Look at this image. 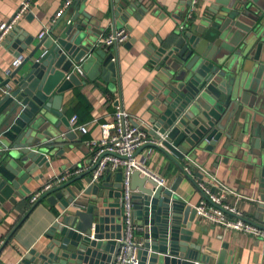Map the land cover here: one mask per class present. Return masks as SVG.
Masks as SVG:
<instances>
[{
  "label": "water",
  "instance_id": "1",
  "mask_svg": "<svg viewBox=\"0 0 264 264\" xmlns=\"http://www.w3.org/2000/svg\"><path fill=\"white\" fill-rule=\"evenodd\" d=\"M80 2L74 0L73 6ZM148 11L143 0H111L109 21L116 29V22L127 23ZM210 12L198 24L174 32L168 42L142 41L153 74L150 134H169L164 151L171 158L192 159L189 153L196 149L216 151L225 161L250 169L264 190V0H218ZM100 27L78 10L58 37L47 34L38 42L34 36L19 37L15 56L29 52L12 70L8 89L0 96V214L8 213V205H15L23 193L32 192L28 184L43 177L36 173L50 168L51 157L64 154L65 145L79 139L61 106L65 91L85 83L75 64L86 57L98 64L106 82L118 80L117 44L110 52L101 46ZM179 166L171 189L138 171L132 174L135 209L146 239L142 264L148 255V264H158L160 255L165 264H225V248L213 263L191 242L197 213L194 205L180 203L175 195L181 179L191 178ZM90 172L54 185L28 210L20 223L44 199L62 213L46 232V250L28 252L18 264H111L121 229L122 171L117 183L106 177L99 185L91 183ZM84 194L90 196L87 204ZM74 200L79 209L70 207ZM255 217L264 220V191Z\"/></svg>",
  "mask_w": 264,
  "mask_h": 264
},
{
  "label": "crops",
  "instance_id": "2",
  "mask_svg": "<svg viewBox=\"0 0 264 264\" xmlns=\"http://www.w3.org/2000/svg\"><path fill=\"white\" fill-rule=\"evenodd\" d=\"M23 1L0 0V23L11 18ZM65 1L29 0L28 10L13 29L17 31L16 35L10 36L11 31L0 44V96L8 89L5 85L9 79L7 70L14 69L13 61L16 59V47L20 36L22 38L34 36L35 42H38L41 39L39 35L45 31L58 37L78 10L90 14L96 25L101 24L98 33L101 34L100 38L112 32L113 27L109 21L111 0H81L77 8L72 5L60 23L56 24L60 18L57 19L56 16ZM143 3L149 7V11L140 18L132 16L127 23L116 22V29L125 27L130 32V38L116 46L115 53L119 63L118 80L110 79L106 82L101 77L98 64L89 62L86 57L75 64V67L82 70L83 73L78 72V75L85 83L75 85L63 93L62 112L69 119L77 115L79 123L87 124L88 133L77 132L79 139L67 143L64 154L57 155V153L51 157L50 168L36 173L43 174V177L28 184L32 192L23 193L22 197H18L15 205H8V213L0 214L2 261L18 264L28 252L46 250L49 243L46 232L58 219L62 210L44 199L20 223L28 212L27 205L31 208L35 204L30 202L31 195L47 182L58 177H66L78 167L90 163L92 153L87 142L101 136V124L111 122L113 113L118 107L150 124V120L155 116L149 98L153 74L147 68L148 59L144 55L145 45L142 41H146L147 44H159L161 39L168 42L173 39L174 32L179 31L180 25L189 28L211 15L210 10L218 4V0H200L197 11L193 14V20L187 18L188 0H143ZM114 47L113 45L106 49L110 52ZM28 52L29 50H26L22 55L25 57ZM149 150L151 153L147 167L155 174L165 177L168 185L172 186L181 173L179 164H187V158H171L163 149L149 143L143 145L138 150V154L147 153ZM196 150H191L194 155H190L192 159L204 165L228 187L226 202L236 206L246 220L264 226V220L255 217L260 195L264 190L253 179L252 171L245 166H236L231 160L225 161L216 151L208 153L204 149ZM194 175L200 177V173L196 170ZM107 177L111 182L117 183L118 171H110ZM80 183H83L84 187L87 186L83 180ZM176 192L178 201L184 204H198L203 197V192L197 187L194 178L188 176L181 179ZM81 198L86 204L90 202L88 195L84 194ZM135 217L136 224L141 225L143 222L138 209H135ZM117 220L121 223L119 216ZM190 229L193 231L191 242L200 245L203 254L211 256L213 263L217 259V252L225 248L227 250L225 264H264V241L255 235L235 229H224L200 217H196ZM140 235L142 234L136 233V237ZM192 252L196 253L194 250Z\"/></svg>",
  "mask_w": 264,
  "mask_h": 264
},
{
  "label": "built area",
  "instance_id": "3",
  "mask_svg": "<svg viewBox=\"0 0 264 264\" xmlns=\"http://www.w3.org/2000/svg\"><path fill=\"white\" fill-rule=\"evenodd\" d=\"M189 7L187 18L193 20V14L197 11L200 0H188ZM74 0H66L63 7L58 12V19L73 5ZM30 5L29 0H24L16 13L0 23V44H2L11 31H13L18 20L26 13ZM70 22V20L68 21ZM186 25H180L179 30H187ZM47 33L43 31L39 37L43 38ZM130 38V32L125 28L113 29L105 37L100 39V45L110 48L115 44L126 42ZM24 60V55L17 56L13 61L14 68L19 66ZM77 73H83L79 67L74 69ZM12 69L7 70L10 76ZM71 131L88 133L87 124L78 122V116L73 115L70 118ZM152 125L133 116L127 110L118 107L113 113L111 122L102 123V134L98 138L88 140L87 144L92 153L88 165L78 167L66 177H58L56 180L49 181L42 188L37 190L30 197V202L35 203L45 192L53 188L54 185L64 182L72 176L78 175L86 170H91V183L99 185L107 177V171H122L121 194L119 207L121 209V229L115 238V250L112 256L111 264H142L146 239L143 237L144 226L135 222V202L133 198L134 189L132 188V174L135 171L140 176L152 178L157 186L171 189L167 179L155 174L147 167V161L151 150L147 153L138 154V150L149 143L154 147L166 150L164 141L168 139L169 134L161 135L160 138L150 134ZM165 152V151H164ZM188 163L184 165V173L194 178L196 185L203 192V197L198 204H195L197 217L212 222L224 229H235L246 232L261 238L264 241V226L255 222L246 220L238 208L226 202L228 187L212 174L204 165L195 160L187 158ZM201 174L200 177L194 175V171ZM108 178V177H107ZM177 192H175V195ZM177 199L179 197L177 196ZM73 209H79L80 204L77 201L70 203ZM153 220L149 218V222ZM141 233L136 237V233ZM3 242L0 243V247ZM148 264L149 255L146 257ZM0 264H15L4 262L0 259ZM198 264V262H197Z\"/></svg>",
  "mask_w": 264,
  "mask_h": 264
},
{
  "label": "rangeland",
  "instance_id": "4",
  "mask_svg": "<svg viewBox=\"0 0 264 264\" xmlns=\"http://www.w3.org/2000/svg\"><path fill=\"white\" fill-rule=\"evenodd\" d=\"M191 156H194L192 151H190L189 153ZM104 202H108V199L105 198ZM105 206V204H101V207ZM158 264H165V257L163 255H160L159 256V259H158Z\"/></svg>",
  "mask_w": 264,
  "mask_h": 264
},
{
  "label": "trees",
  "instance_id": "5",
  "mask_svg": "<svg viewBox=\"0 0 264 264\" xmlns=\"http://www.w3.org/2000/svg\"><path fill=\"white\" fill-rule=\"evenodd\" d=\"M28 202H29V199L27 200ZM180 203H182V202H180ZM183 204V203H182ZM28 207L26 208V210L28 211L29 209H30V206L29 205H27Z\"/></svg>",
  "mask_w": 264,
  "mask_h": 264
}]
</instances>
